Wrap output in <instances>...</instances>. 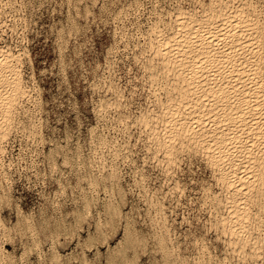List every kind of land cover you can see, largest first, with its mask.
<instances>
[{"label":"rangeland","instance_id":"374dc122","mask_svg":"<svg viewBox=\"0 0 264 264\" xmlns=\"http://www.w3.org/2000/svg\"><path fill=\"white\" fill-rule=\"evenodd\" d=\"M182 1L181 0L180 1L179 0H161V1L160 0H139V1L138 0H112V1L102 0L101 3L97 4L96 3L97 0H91V1L90 0H85V1L84 0H79V1L78 0L76 1L75 0H24V1L23 0L22 1L21 0H16V1L15 0H10V1L0 0L1 2L0 3V10H1L0 14H2L0 15V20H1L0 21V25H1L0 26V44H1L0 46L10 47V48L12 47L14 51L21 52L20 53L21 61L19 63L22 66L19 65V70L21 72L20 74H21V78L23 81V88L25 90V95L28 94L26 96L23 95V97L17 101L16 105L14 106L15 110L13 109V112H11L12 123L7 128L8 130L6 129L7 131L6 135L8 133L7 138L0 140V144H1L0 149L3 151L2 152L0 150V153H1L0 154V169H1L0 170V175H1L0 176V182H1L0 183V208L6 205L10 209L9 215L7 218H5L3 216L2 211H0V220H1L0 222V236H1L0 237V262L1 263L0 264H4V263L5 264H10V263L12 264H70V262L71 264H99V262L102 259L104 260V264H117V262L121 259L123 260L126 259L125 260L126 262L129 261V263L127 262V264H141L142 261L144 262V264H164V262L166 264H168V262L169 264H172L173 262H174L173 264H178V263L179 264H194V263L198 264V262L199 264H210V263L218 264L219 262V261L217 262L218 259L222 260V264H225L227 261L228 262L226 264H232L233 262H234L233 264H236V263L237 264H242V263L243 264H264V259L260 261L261 259L259 257L257 258L256 256L252 257V256H247V255L246 257H243L242 255L239 256V254L231 252L230 246L228 245V242H227V239L224 233L221 232L218 225H216L214 221L215 217L213 215H215V212H218V211L215 209V207L211 206L212 204L208 202L209 201L208 197H206V195L203 193V192L207 193L206 191L207 189H209V191L216 192V195H218L219 197L223 195L220 192V187L216 185L214 173L211 170L212 168L209 167V165L205 162L201 154L194 152L190 148L188 149L183 148L182 150H178L175 153L173 163L171 162L172 165L167 163L166 161H162V152H158L159 149L156 151L157 148H155V145L153 144V142H150L151 140L149 141V136L147 134L148 132H146L143 129V125L142 123H140L138 119V117L141 115L139 114L141 111H146V110L151 111L154 108L155 109L158 108L157 107L158 104L155 101L156 99L154 96V91L155 89H158V86L160 85L162 81L161 75L158 74L156 75V77H154L157 80V81H154V85H151V83L149 82L150 80L149 75H150V70H151L150 64L152 63L151 60H148L150 53L145 52L144 50L141 51V49L143 48L146 42L145 38L148 33V31H146L145 29L149 30L150 28L148 27H151L152 24H154L153 22H157L158 20L159 21L157 23L163 26V28H166L167 26L165 27V24L167 22L169 23V20H170L169 13H172L173 11H175L177 9L176 7L178 6L179 7L182 6V8L185 7V9L189 7L188 9L190 10L194 8V9H197L198 11L199 9L201 10L202 5L209 3V0H203V1L201 0H198V1L197 0H187V1L182 0ZM252 1L258 3V9H260L259 11H261L260 17H261V20H263L264 22V12H263L264 11V8H263L264 0H252ZM117 2L122 3V4H119ZM149 3H151V5ZM4 4L6 7L4 6ZM112 4L113 5L115 4V5L113 6ZM165 9L166 11H164ZM9 12L12 14H10ZM87 12H88V17L86 14ZM136 12L138 13V15ZM17 14L23 15V16L21 17V16H18ZM78 14L79 15L81 14V15L79 16ZM116 14L118 17H116ZM110 15L112 18L110 17ZM155 15H157L158 17ZM2 19L4 20V24H1L3 23ZM22 19L24 22L22 21ZM134 19H136L137 21ZM2 25L3 26L5 25V26L3 27ZM7 25L10 27V29L9 27H7ZM139 25L140 26L143 25V26L140 27ZM133 27H136L138 29L133 28ZM139 29H142V30H139ZM3 30L5 31V33ZM140 36L142 38H140ZM126 38H127V42L125 40ZM1 42H3L4 44ZM118 42H120L121 44L119 43L118 45ZM127 47L129 48L127 49ZM138 51L141 52V54ZM152 59L155 62V59L154 58ZM136 62H137V65H136ZM137 74L140 77L137 76ZM119 78L121 79L119 80ZM126 78H128V80ZM129 79L133 81L130 82ZM137 80L138 81L140 80L141 82L140 81L138 82ZM90 82H93V83H90ZM115 82L116 84H114ZM157 92L159 91L157 90ZM160 94L163 95L162 92H160ZM138 96H141V97L139 98ZM116 100L118 102L117 103L118 106H114V104H112ZM37 115H39V118ZM123 115L125 117H123ZM114 118L115 119L118 118V119L115 120ZM111 122L112 123L114 122L115 124L114 123L112 124ZM107 125L109 128L107 127ZM107 131L110 135L107 133ZM123 131L124 133L125 132L126 133L124 134ZM141 131L142 133H139ZM135 132H137L138 134ZM48 136L49 138H47ZM45 141L46 143H44ZM104 145L106 148L104 147ZM140 147L143 149H141ZM92 153L96 156H93ZM128 153H130L131 155ZM104 154H107V156H105ZM103 157L104 158L106 157V159H104ZM188 157H189V160L187 159ZM46 158L47 160H45ZM123 159H126L127 163H126V160H123ZM139 163L140 165H138ZM5 164H8V165L6 166ZM155 164H157V166H155ZM193 164H195L194 171L192 170ZM116 165L117 167H115ZM32 167L35 170H33ZM113 167H115L116 169L115 168L113 169ZM113 172L114 174H112ZM122 172L124 174H122ZM151 173H152V176H151ZM185 173L187 174V176ZM98 174L99 176L102 175V178L101 176L99 177ZM135 175L136 177H134ZM118 177L119 179H117ZM192 177H195V179H192ZM114 178H115V181L113 180ZM135 178H137L136 181H139L140 179L142 180H140L141 182L140 181L137 182V185H135L136 184ZM146 178L147 179L149 178L150 180L149 179L146 180ZM84 179H86L87 181ZM120 179L121 180L123 179V180L120 181ZM7 180L8 182H6ZM86 182L88 183V185ZM139 183L140 184L142 183V184L140 185ZM105 188H108L109 190ZM149 188H151L152 190L151 189L148 190ZM99 189L101 192L99 191ZM116 189H117V192H116ZM133 189H136L137 192L133 191ZM144 190L145 191L148 190V193L147 191L145 192ZM195 190H198V191H195ZM90 191H92L91 193L92 195L90 194ZM161 191L162 193L160 194ZM110 192L112 193V195L110 194ZM144 192L146 193V195ZM95 193L99 196H97ZM169 193H171V195ZM133 194L134 195L138 194L140 198L136 195L135 197ZM164 194H167V195H164ZM116 196L118 199L116 198ZM178 196H179V199H177ZM129 197L134 198L136 202L133 204L134 206L132 205V208L129 209L130 213L122 212L123 211L122 209H125L128 207ZM175 197L177 200H175ZM165 198H167V200ZM149 201L152 204H149L150 203ZM90 202L93 204H91ZM110 202L112 205L110 204ZM115 202L117 203V205ZM155 202L157 203V205ZM175 202H177L179 205ZM138 203L139 205H137ZM168 203H169V206H167ZM170 203H172L173 206H171L172 204L170 205ZM13 205H15V208H14L15 217H16L15 222L12 221V215H13L12 206ZM103 205H105L106 207ZM146 205H148L149 208ZM175 206H177L178 208ZM136 208L137 210L138 209L139 210L137 211ZM132 209L136 211L134 212ZM253 209L256 210V207H253ZM218 210L219 212L222 211L221 209H218ZM107 211L109 213H107ZM149 211L151 212L149 213ZM131 212H134L135 218L132 216ZM107 214L109 215L105 216ZM122 216L124 218H122ZM163 216L164 218H161ZM136 217L140 221L139 220L137 221ZM259 217L262 219L264 218V211L263 213L261 212V214L259 213ZM113 218H116V219L118 218V219L116 220ZM172 219H174V221ZM206 219H207V222H206ZM258 219L259 218H257L256 221H259ZM141 220L142 221L146 220L145 221L146 223L144 221L143 223ZM180 220L182 221L180 222ZM135 221H137L138 223L136 224ZM150 221H153L154 223L157 221L160 224L157 222L154 224L153 222L151 223ZM184 221L188 225L185 224ZM125 222H129L130 224L125 223ZM161 222L163 226L161 225ZM96 224L98 228H95ZM114 224H116L117 226ZM147 225L149 227H146ZM156 225L158 227H156ZM172 225L173 227H171ZM121 226H123L124 231H125L124 236H126L129 239V241L132 243L133 250H132L131 260H128V257H127L128 243H125L124 239L118 241L120 243L118 242L116 243L115 245L116 249L112 246H108L107 249L110 248L108 249L109 251L108 250L101 251L102 248H105V246L108 245V241H110L112 237L119 231ZM192 226L193 228L195 227L194 230L192 229ZM16 228H19V229H16ZM109 228L112 229L113 231L110 230ZM128 228L129 230H127ZM165 228L167 229L164 230ZM170 228L173 229L174 231L169 230ZM200 228H203V229H200ZM45 229H48V230L51 229V230H49L48 232V230H45ZM93 229H95V232L93 231ZM126 230L129 232L127 233ZM46 232L48 235L47 234L43 235ZM85 232L88 234L86 236L88 238L82 235ZM102 232L105 234L103 235ZM165 232H166V235L164 236ZM257 234H260V235L256 236ZM97 235L103 236L104 244L101 243L99 244V246L96 245L95 237ZM262 235L264 236V231L260 232L258 229L255 230V236L257 238L259 237L258 238V241L260 240L259 244L263 248L261 256L264 257V243H263L264 238ZM217 237L219 238V240ZM214 238H217L215 239V242H214ZM55 239H58V240H55ZM137 242L138 243L140 242L141 246ZM161 243L162 244L165 243L164 245L165 247L162 246ZM192 243L196 245L195 246L196 248L194 247V244ZM73 244L75 246L77 244L76 248L75 246L73 247ZM119 244L121 247L119 246ZM170 245H173L174 249L172 248L173 246L171 247ZM94 246H96V248ZM91 247L95 248V252L97 253L94 252L93 255L89 257V253L92 252L93 250V248ZM48 248L51 250H49ZM117 248L120 249L119 252L116 251ZM218 248H221V249L219 250ZM142 249H146V251ZM196 249H198L199 252ZM214 249L216 250L214 251ZM161 250L164 252H162ZM49 252L51 255L49 254ZM176 253L179 255H177ZM173 254H176V256ZM174 256L179 262L175 258H173ZM33 257L35 258L34 261H33ZM190 257H192V259ZM212 258L215 261L212 260ZM40 259H43V260L39 261ZM172 260L173 262H171ZM195 260L196 261L198 260L197 263ZM201 260H203L204 263Z\"/></svg>","mask_w":264,"mask_h":264},{"label":"bare ground","instance_id":"6f19581e","mask_svg":"<svg viewBox=\"0 0 264 264\" xmlns=\"http://www.w3.org/2000/svg\"><path fill=\"white\" fill-rule=\"evenodd\" d=\"M10 1V0H9ZM16 1V0H15ZM22 1V0H21ZM24 1V0H23ZM76 1V0H75ZM79 1V0H78ZM85 1V0H84ZM91 1V0H90ZM112 1V0H111ZM139 1V0H138ZM161 1V0H160ZM180 1V0H179ZM182 1V0H181ZM187 1V0H185ZM198 1V0H197ZM203 1V0H201ZM199 1V2H201ZM120 2V1H119ZM117 2V3H119ZM135 2V1H134ZM143 2V1H142ZM151 2V1H150ZM154 2V1H153ZM157 2V1H156ZM175 2V1H174ZM183 2V1H182ZM264 2V1H263ZM1 3V2H0ZM10 3V2H9ZM23 3V2H22ZM81 3V2H80ZM79 3V4H80ZM97 3V2H96ZM115 3V2H113ZM124 3V2H123ZM141 3V2H140ZM163 3V2H162ZM205 3V2H204ZM202 3V4H204ZM208 3V2H207ZM8 4V2H7ZM14 4V3H13ZM70 4V3H69ZM86 4V3H85ZM98 4V3H97ZM122 4V3H119ZM131 4V2H130ZM142 4V3H141ZM145 4V3H143ZM151 5V3H149ZM156 4V3H155ZM182 4V3H181ZM185 4V3H184ZM193 4V3H192ZM199 4V3H198ZM17 5V4H16ZM67 5V4H66ZM94 5V4H93ZM113 5V4H112ZM115 5V4H114ZM113 5V6H114ZM134 5V4H133ZM137 5V4H136ZM140 5V4H139ZM138 5V6H139ZM153 5V4H152ZM166 5V4H165ZM169 5V4H167ZM180 5V4H179ZM196 5V4H195ZM5 6V4H4ZM8 6V5H7ZM24 6V5H22ZM71 6V5H70ZM87 6V5H86ZM131 6V5H130ZM158 6V5H157ZM262 6V5H261ZM6 7V6H5ZM12 7V6H11ZM82 7V6H81ZM135 7V6H134ZM141 7V6H140ZM146 7V6H145ZM144 7V8H145ZM149 7V6H148ZM147 7V8H148ZM84 8V7H83ZM99 8V7H98ZM131 8V7H130ZM142 8V7H141ZM139 8V9H141ZM153 8V7H152ZM160 8V7H159ZM173 8V7H172ZM177 9L169 13L163 28L153 22L143 48L150 53L149 82L160 74L162 81L155 89L157 109L141 111L138 119L148 132L162 161L171 164L178 150L190 148L201 154L214 173L216 185L223 194L203 192L218 212L215 224L224 233L232 253L256 256L262 261V246L255 230L264 231V22L258 3L252 0H209L201 10ZM197 8V7H195ZM264 8V6H263ZM21 9V7H20ZM108 9V8H107ZM124 9V8H123ZM4 10V9H2ZM10 10V9H9ZM87 10V9H86ZM102 10V9H101ZM121 10V9H120ZM138 10V8H137ZM159 10V9H158ZM161 10V9H160ZM163 10V9H162ZM168 10V9H167ZM1 11V10H0ZM21 11V10H19ZM23 11V10H22ZM106 11V10H105ZM111 11V10H110ZM118 11V10H117ZM135 11V10H134ZM151 11V10H150ZM166 11V9L164 10ZM5 12V11H4ZM13 12V11H12ZM15 12V10H14ZM107 12V11H106ZM109 12V11H108ZM138 12V11H137ZM136 12V13H137ZM155 12V11H153ZM264 12V11H263ZM1 13V12H0ZM10 13V12H9ZM19 13V12H18ZM25 13V12H24ZM76 13V12H75ZM5 14V13H4ZM12 14V13H10ZM8 14V15H10ZM16 14V13H15ZM23 14V13H22ZM67 14V13H66ZM88 17V12L86 13ZM118 14V13H117ZM116 14V17H118ZM124 14V13H123ZM128 14V13H127ZM151 14V12H150ZM2 15V14H0ZM6 15V14H5ZM18 15V14H17ZM79 15V14H78ZM81 15V14H80ZM79 15V16H80ZM133 15V13H132ZM138 15V13H137ZM262 15V14H261ZM12 16V15H10ZM23 16V15H18ZM153 16V15H152ZM157 16V15H155ZM154 16V17H155ZM20 17V18H21ZM25 17V16H24ZM109 17V15H108ZM111 17V15H110ZM124 17V16H123ZM130 17V16H129ZM132 17V16H131ZM158 17V16H157ZM3 18V17H2ZM11 18V17H10ZM27 18V17H26ZM112 18V17H111ZM120 18V17H119ZM128 18V17H126ZM166 18V17H165ZM4 19V18H3ZM2 19V20H3ZM18 19V18H17ZM68 19V17H67ZM160 19V18H159ZM5 20V19H4ZM4 20L3 23L4 24ZM112 20V19H111ZM126 20V19H124ZM136 20V19H134ZM141 20V19H140ZM154 20V19H153ZM161 20V19H160ZM168 20V18H167ZM1 21V20H0ZM23 21V19H22ZM26 21V19H25ZM105 21V20H104ZM120 21V20H118ZM123 21V20H122ZM121 21V22H122ZM137 21V20H136ZM142 21V20H141ZM18 22V20H17ZM24 22V21H23ZM106 22V21H105ZM113 22V21H112ZM116 22V21H115ZM135 22V21H133ZM7 23V22H6ZM165 23V22H164ZM121 24V23H120ZM136 24V23H135ZM119 25V23H118ZM126 25V24H125ZM151 25V24H150ZM1 26V25H0ZM3 26V25H2ZM5 26V25H4ZM3 26V27H4ZM128 26V25H127ZM133 26V25H132ZM131 26V27H132ZM140 26V25H139ZM138 26V27H139ZM143 26V25H142ZM140 26V27H142ZM147 26V25H146ZM7 27H9L7 25ZM12 27V26H11ZM17 27V26H16ZM136 28V27H133ZM144 28V27H143ZM3 29V28H2ZM10 29V27H9ZM138 29V28H136ZM135 29V30H136ZM6 30V29H5ZM134 30V29H132ZM131 30V31H132ZM142 30V29H139ZM2 31V30H1ZM4 31V30H3ZM10 31V30H9ZM117 32V31H116ZM136 32V31H135ZM134 32V34H135ZM5 33V31H4ZM126 33V32H124ZM133 33V32H131ZM137 33V32H136ZM142 33V32H141ZM116 34V33H115ZM129 34V33H128ZM127 34V36H128ZM5 35V34H4ZM14 35V34H13ZM114 35V34H113ZM122 35V34H120ZM130 35V34H129ZM140 35V33H139ZM146 35V34H145ZM116 36V35H115ZM134 36V35H133ZM121 37V36H119ZM123 37V36H122ZM131 37V36H129ZM128 37V38H129ZM135 37V36H134ZM145 37V36H144ZM74 38V37H72ZM71 38V39H72ZM125 38V37H124ZM140 38H142L140 36ZM136 39V38H135ZM11 40V38H10ZM123 40V39H122ZM127 42V38L125 39ZM133 40V39H132ZM3 41V40H2ZM124 41V40H123ZM134 41V40H133ZM3 43V42H1ZM11 43V41H10ZM18 43V42H17ZM120 42H118L119 45ZM130 43V41H129ZM4 44V43H3ZM22 44V43H21ZM67 44V43H66ZM71 44V43H70ZM121 44V43H120ZM1 45V44H0ZM18 45V44H17ZM20 45V44H19ZM127 45V44H126ZM16 46V45H15ZM69 46V45H68ZM139 46V45H138ZM24 47V46H23ZM116 47V46H115ZM25 48V47H24ZM129 47H127L128 49ZM140 48V47H139ZM131 49V48H130ZM135 49V48H134ZM112 50V49H111ZM118 50V49H117ZM23 52V51H22ZM26 52V51H25ZM128 52V51H127ZM135 52V51H134ZM139 52V51H138ZM20 53L0 46V140L7 138L14 106L25 95ZM114 53V52H113ZM141 54V52H139ZM25 54V53H24ZM125 54V53H124ZM131 54V52H130ZM119 55V54H118ZM139 55V54H138ZM147 55V54H146ZM73 56V55H72ZM143 56V55H142ZM111 57V56H110ZM119 57V56H118ZM134 57V56H132ZM127 58V57H126ZM131 58V57H130ZM136 58V57H135ZM147 58V57H146ZM155 59V62L153 59ZM68 59V58H67ZM104 59V58H103ZM114 59V58H113ZM119 59V58H118ZM128 59V58H127ZM125 60V59H124ZM132 61V60H131ZM144 61V60H143ZM71 62V61H70ZM78 62V61H77ZM105 62V61H104ZM133 62V61H132ZM100 63V62H98ZM109 63V62H108ZM112 63V62H111ZM125 63V62H124ZM135 63V62H134ZM105 64V63H104ZM113 64V63H112ZM116 65V63H115ZM131 65V64H130ZM134 65V64H133ZM137 65V62H136ZM24 66V65H23ZM80 66V65H78ZM96 66V65H95ZM101 66V65H100ZM120 66V65H119ZM132 66V65H131ZM135 66V65H134ZM90 68V67H89ZM97 68V67H96ZM108 68V67H107ZM124 68V67H123ZM128 68V66H127ZM22 69V68H21ZM24 69V68H23ZM105 69V68H104ZM112 69V68H110ZM120 69V68H119ZM94 70V69H93ZM117 70V69H116ZM123 70V69H121ZM120 70V71H121ZM159 70V71H158ZM22 71V70H21ZM77 71V70H76ZM100 71V70H98ZM128 71V70H127ZM140 71V70H139ZM95 72V71H94ZM125 72V71H124ZM143 72V71H142ZM141 72V73H142ZM74 73V72H73ZM78 73V72H77ZM93 73V72H91ZM96 73V72H95ZM113 73V72H112ZM123 73V72H122ZM134 73V72H133ZM88 74V73H87ZM73 75V74H72ZM90 75V73H89ZM97 75V74H96ZM23 76V75H22ZM107 76V75H106ZM119 76V75H118ZM117 76V77H118ZM130 76V75H129ZM137 76H139L137 74ZM32 77V76H31ZM73 77V76H72ZM91 77V76H90ZM115 77V75H114ZM140 77V76H139ZM78 78V77H77ZM123 78V77H122ZM32 79V78H31ZM74 79V78H73ZM121 78H119L120 80ZM128 80V78H126ZM135 79V78H134ZM76 80V79H75ZM108 80V79H107ZM141 80V79H140ZM139 80V81H140ZM143 80V79H142ZM32 81V80H31ZM98 81V80H97ZM129 81H133L129 79ZM138 81V80H137ZM138 81V82H139ZM148 81V80H147ZM34 82V81H33ZM137 82V83H138ZM141 82V81H140ZM25 83V82H24ZM88 83V82H87ZM93 83V82H90ZM133 83V82H132ZM145 83V82H144ZM26 84V83H25ZM28 84V83H27ZM105 84V83H104ZM116 84V82L114 83ZM134 84V83H133ZM156 84V83H155ZM100 85V83H99ZM145 85V84H144ZM31 86V85H30ZM133 86V85H132ZM29 87V86H27ZM26 87V88H27ZM89 87V86H88ZM106 87V86H105ZM113 87V86H112ZM126 87V86H125ZM143 87V86H142ZM92 88V87H91ZM132 88V87H131ZM136 88V87H135ZM30 89V88H29ZM110 89V88H109ZM115 89V88H114ZM143 89V88H142ZM100 90V89H99ZM126 90V89H125ZM148 90V89H147ZM157 90L159 92H157ZM137 91V89H136ZM141 91V89H140ZM143 91V90H142ZM153 91V90H151ZM144 92V91H143ZM163 93V95L160 94ZM93 93V92H92ZM113 93V92H112ZM31 94V93H30ZM109 94V93H108ZM130 94V93H128ZM139 94V93H138ZM28 95V94H26ZM25 95V96H26ZM98 95V94H97ZM135 95V93H134ZM99 96V95H98ZM132 96V95H131ZM29 97V96H27ZM34 97V96H33ZM118 97V96H117ZM135 97V96H134ZM139 98L141 96H138ZM107 99V98H106ZM126 99V98H125ZM144 99V98H142ZM110 100V99H109ZM24 101V100H23ZM22 101V102H23ZM40 101V100H39ZM124 101V100H123ZM141 101V100H140ZM25 102V101H24ZM38 102V101H37ZM100 102V101H99ZM132 102V101H131ZM109 103V102H108ZM117 100L114 106H118ZM142 103V102H141ZM21 104V103H19ZM28 104V103H27ZM95 104V103H94ZM140 104V103H139ZM146 104V103H145ZM153 104V103H152ZM26 105V104H25ZM32 105V104H31ZM39 105V104H38ZM92 105V104H91ZM94 106V105H93ZM109 106V105H108ZM148 106V105H147ZM152 106V105H150ZM17 107V106H16ZM19 107V105H18ZM37 107V105H36ZM99 107V106H98ZM110 107V106H109ZM23 108V107H22ZM108 108V107H107ZM113 108V107H112ZM117 108V107H116ZM123 108V107H122ZM145 108V107H143ZM100 109V108H99ZM15 110V109H14ZM38 110V109H37ZM105 110V109H104ZM114 110V109H113ZM122 110V109H121ZM129 110V109H128ZM139 110V109H138ZM36 111V110H35ZM118 111V109H117ZM32 112V111H31ZM132 112V111H131ZM112 113V111H111ZM16 114V113H15ZM25 114V113H24ZM97 114V112H96ZM108 114V113H107ZM117 114V113H116ZM133 114V113H132ZM110 115V114H109ZM119 115V114H118ZM125 115V114H124ZM123 115V117H125ZM25 116V115H24ZM39 118V115H37ZM94 116V115H93ZM112 116V115H111ZM115 116V115H114ZM100 117V116H99ZM104 117V115H103ZM35 118V117H34ZM15 119V118H14ZM37 119V118H36ZM115 119V118H114ZM118 119V118H116ZM115 119V120H116ZM106 120V118H105ZM40 121V120H39ZM23 122V121H21ZM30 122V121H29ZM115 122V121H114ZM113 122V123H114ZM129 122V120H128ZM112 123V122H111ZM110 123V124H111ZM112 123V124H113ZM125 123V122H124ZM115 124V123H114ZM118 124V122H117ZM106 125V124H105ZM122 125V124H121ZM134 126V125H133ZM102 127V126H101ZM108 127V125H107ZM114 127V126H113ZM116 127V126H115ZM126 127V126H125ZM31 128V127H30ZM33 128V127H32ZM109 128V127H108ZM141 128V127H140ZM12 129V128H11ZM121 129V128H120ZM138 129V128H137ZM8 130V129H7ZM30 130V129H29ZM108 130V129H107ZM110 131V130H109ZM125 131V130H124ZM123 131V133H124ZM135 131V130H134ZM87 132V131H86ZM127 132V130H126ZM125 132V133H126ZM17 133V132H16ZM15 133V135H16ZM20 133V132H19ZM18 133V134H19ZM106 133V132H105ZM108 133V131H107ZM120 133V132H119ZM124 133V134H125ZM137 133V132H135ZM139 133H142L139 132ZM26 134V133H25ZM90 134V133H89ZM109 134V133H108ZM138 134V133H137ZM110 135V134H109ZM128 135V134H127ZM133 135V134H132ZM92 136V135H91ZM126 136V135H125ZM147 136V137H148ZM40 137V136H39ZM111 137V136H110ZM123 137V136H122ZM131 137V136H130ZM141 137V136H140ZM28 138V137H27ZM49 138V136L47 137ZM93 138V137H92ZM103 138V137H102ZM115 138V137H114ZM129 138V137H128ZM134 138V137H133ZM136 138V137H135ZM70 139V138H69ZM116 139V138H115ZM145 139V138H143ZM39 140V139H38ZM120 140V138H119ZM137 140V139H136ZM148 140V139H147ZM7 141V139H6ZM70 141V140H69ZM117 141V140H116ZM148 141V142H149ZM33 142V141H32ZM111 142V141H110ZM46 143V141L44 142ZM94 143V142H92ZM103 143V142H102ZM106 143V142H105ZM9 144V143H8ZM34 144V143H33ZM63 144V143H62ZM149 144V143H148ZM1 145V144H0ZM7 145V144H6ZM51 145V144H50ZM114 145V144H113ZM119 145V144H118ZM117 145V146H118ZM121 145V144H120ZM125 145V144H124ZM5 146V145H4ZM28 146V145H27ZM91 146V145H90ZM99 146V145H98ZM143 146V145H142ZM153 146V145H152ZM105 147V145H104ZM112 147V146H111ZM114 147V146H113ZM126 147V146H125ZM6 148V147H5ZM12 148V147H11ZM44 148V146H43ZM97 148V147H96ZM101 148V147H100ZM106 148V147H105ZM116 148V147H115ZM118 148V147H117ZM124 148V147H123ZM135 148V147H133ZM141 148V147H140ZM36 149V147H35ZM39 149V148H38ZM99 149V148H98ZM103 149V148H102ZM143 149V148H141ZM140 149V150H141ZM1 150V149H0ZM61 150V149H60ZM64 150V149H63ZM94 150V149H93ZM100 150V149H99ZM104 150V149H103ZM139 150V151H140ZM2 151V150H1ZM7 151V149H6ZM5 151V152H6ZM62 151V150H61ZM105 151V150H104ZM128 151V150H127ZM126 151V152H127ZM3 152V151H2ZM68 152V151H67ZM66 152V153H67ZM101 152V151H99ZM111 152V151H109ZM117 152V151H116ZM135 152V151H134ZM84 153V152H83ZM124 153V152H123ZM1 154V153H0ZM3 154V153H2ZM87 154V153H86ZM93 154V153H92ZM111 154V153H110ZM115 154V153H114ZM130 154V153H128ZM143 154V153H142ZM149 154V153H148ZM147 154V156H148ZM107 156V154H104ZM131 155V154H130ZM136 155V154H134ZM4 156V155H3ZM93 156H96L93 154ZM92 156V157H93ZM118 156V155H117ZM143 156V155H142ZM141 156V157H142ZM41 157V156H40ZM99 157V155H98ZM115 157V156H113ZM127 157V156H126ZM140 157V158H141ZM2 158V157H1ZM94 158V157H93ZM104 158V157H103ZM117 158V157H116ZM114 158V159H116ZM161 158V157H160ZM4 159V158H3ZM106 159V157L104 158ZM122 159V158H121ZM132 159V158H131ZM137 159V158H136ZM145 159V158H144ZM189 160V157L187 158ZM199 159V158H197ZM202 159V158H201ZM47 160V158L45 159ZM126 160V159H123ZM140 160V159H139ZM42 161V160H41ZM102 161V159H101ZM104 161V160H103ZM114 161V160H113ZM131 161V160H129ZM155 161V160H153ZM192 161V160H191ZM196 161V160H195ZM7 162V161H6ZM13 162V161H12ZM61 162V161H60ZM111 162V161H110ZM115 162V161H114ZM133 162V161H132ZM137 162V161H136ZM150 162V161H149ZM184 162V161H183ZM199 162V161H197ZM204 162V164H205ZM74 163V162H73ZM106 163V162H105ZM127 163V160H126ZM135 163V162H134ZM187 163V162H186ZM191 163V162H190ZM3 164V163H2ZM63 164V163H62ZM75 164V163H74ZM114 164V163H113ZM142 164V163H141ZM154 164V163H153ZM181 164V163H180ZM6 166L8 164H5ZM64 165V164H63ZM97 165V164H96ZM100 165V164H99ZM105 165V164H104ZM107 165V164H106ZM126 165V164H125ZM140 165V163L138 164ZM146 165V164H145ZM162 165V164H161ZM160 165V166H161ZM172 165V164H171ZM183 165V164H182ZM55 166V165H53ZM114 166V165H113ZM147 166V165H146ZM145 166V167H146ZM151 166V165H150ZM149 166V167H150ZM157 166V164H155ZM164 166V165H163ZM192 166V165H191ZM203 166V165H202ZM4 167V166H3ZM2 167V168H3ZM65 167V166H64ZM67 167V166H66ZM117 167V165L115 166ZM113 167V169L115 168ZM132 167V166H131ZM134 167V166H133ZM141 167V166H140ZM154 167V166H153ZM173 167V166H172ZM177 167V165H176ZM175 167V168H176ZM197 167V165H196ZM11 168V167H10ZM87 168V167H86ZM156 168V167H155ZM180 168V167H179ZM202 168V167H201ZM33 169V167H32ZM53 169V168H52ZM71 169V168H69ZM93 169V168H92ZM116 169V168H115ZM131 169V168H130ZM140 169V168H139ZM161 169V168H160ZM183 169V168H181ZM188 169V168H187ZM190 169V167H189ZM1 170V169H0ZM35 170V169H33ZM84 170V169H83ZM95 170V169H94ZM97 170V168H96ZM101 170V168H100ZM103 170V169H102ZM108 170V169H107ZM119 170V169H118ZM137 170V169H136ZM135 170V171H136ZM148 170V169H146ZM4 171V170H3ZM10 171V170H9ZM117 171V170H116ZM115 171V172H116ZM134 171V170H133ZM144 171V170H143ZM157 171V170H156ZM180 171V170H179ZM182 171V170H181ZM185 171V170H184ZM199 171V170H198ZM203 171V170H202ZM209 171V170H208ZM32 172V171H31ZM36 172V171H34ZM33 172V173H34ZM97 172V171H96ZM105 172V171H104ZM103 172V173H104ZM109 172V171H108ZM139 172V171H137ZM148 172V171H147ZM187 172V171H186ZM193 172V171H192ZM211 172V171H210ZM102 173V172H100ZM106 173V172H105ZM121 173V171H120ZM119 173V174H120ZM131 173V172H130ZM135 173V172H134ZM133 173V175H134ZM144 173V172H143ZM166 173V172H165ZM164 173V174H165ZM169 173V172H168ZM114 174V172L112 173ZM117 174V173H115ZM122 174H124L122 172ZM161 174V173H160ZM174 174V173H173ZM179 174V173H177ZM181 174V173H180ZM186 174V173H185ZM194 174V173H193ZM199 174V173H198ZM86 175V174H85ZM93 175V174H92ZM108 175V174H107ZM132 175V176H133ZM166 175V174H165ZM182 175V174H181ZM1 176V175H0ZM11 176V175H10ZM82 176V175H81ZM95 176V175H94ZM99 176V174H98ZM102 178V175H100ZM99 176V177H100ZM116 176V175H115ZM114 176V177H115ZM119 176V175H118ZM123 176V175H121ZM139 176V175H138ZM137 176V177H138ZM152 176V173H151ZM168 176V175H167ZM187 176V174H186ZM196 176V175H195ZM5 177V176H4ZM83 177V176H82ZM112 177V176H111ZM117 177V176H116ZM115 177V178H116ZM136 177V175L134 176ZM149 177V176H148ZM166 177V176H165ZM177 177V176H176ZM180 177V176H179ZM8 178V177H7ZM100 178V179H101ZM115 178L113 179L115 181ZM125 178V177H124ZM132 178V177H131ZM150 178V177H149ZM148 178V179H149ZM183 178V177H182ZM203 178V177H201ZM65 179V178H64ZM109 179V177H108ZM119 179V177L117 178ZM135 178V185H137ZM146 178V180H148ZM212 179V178H211ZM5 180V179H4ZM86 180V179H84ZM123 180V179H122ZM120 179V181H122ZM150 180V179H149ZM162 180V179H160ZM159 180V181H160ZM186 180V179H185ZM206 180V179H205ZM67 181V180H66ZM87 181V180H86ZM92 181V180H91ZM99 181V180H98ZM105 181V180H104ZM109 181V180H107ZM117 181V180H116ZM157 181V180H156ZM168 181V180H167ZM177 181V180H176ZM190 181V179H189ZM198 181V180H197ZM202 181V180H201ZM8 182V180L6 181ZM85 182V181H84ZM131 182V181H130ZM134 182V181H132ZM141 182V181H140ZM164 182V181H163ZM204 182V181H203ZM207 182V181H205ZM1 183V182H0ZM87 183V182H86ZM101 183V182H100ZM109 183V182H108ZM114 183V182H113ZM119 183V182H118ZM123 183V182H122ZM129 183V182H128ZM155 183V182H154ZM166 183V182H165ZM173 183V182H172ZM181 183V182H179ZM183 183V182H182ZM189 183V182H188ZM211 183V182H209ZM11 184V183H10ZM84 184V183H83ZM91 184V183H90ZM102 184V183H101ZM110 184V183H109ZM132 184V183H131ZM140 184V183H139ZM142 184V183H141ZM140 184V185H141ZM187 184V183H186ZM198 184V183H197ZM206 184V183H205ZM88 185V183H87ZM95 185V184H94ZM113 185V184H112ZM120 185V184H119ZM149 185V184H148ZM163 185V184H162ZM161 185V186H162ZM209 185V184H208ZM102 186V185H101ZM132 186V185H131ZM154 186V184H153ZM156 186V185H155ZM195 186V185H194ZM202 186V185H201ZM204 186V185H203ZM7 187V186H6ZM110 187V186H109ZM108 187V188H109ZM113 187V186H112ZM117 187V186H116ZM125 187V186H124ZM135 187V186H134ZM149 187V186H148ZM159 187V186H158ZM183 187V186H182ZM192 187V186H191ZM200 187V186H199ZM65 188V187H64ZM88 188V187H87ZM92 188V186H91ZM101 188V187H100ZM105 188V189H108ZM126 188V187H125ZM124 188V189H125ZM129 188V187H128ZM137 188V186H136ZM152 188V187H151ZM149 188L148 190H150ZM164 188V187H163ZM185 188V187H184ZM202 188V187H201ZM217 188V187H216ZM90 189V188H89ZM104 189V188H103ZM120 189V188H119ZM118 189V190H119ZM127 189V188H126ZM157 189V188H156ZM159 189V188H158ZM162 189V188H161ZM186 189V188H185ZM213 189V188H212ZM219 189V188H218ZM109 190V189H108ZM148 190L147 193H148ZM152 190V189H151ZM163 190V189H162ZM2 191V190H1ZM100 191V189H99ZM114 191V190H113ZM123 191V190H122ZM143 191V190H142ZM145 191V190H144ZM145 191V192H146ZM198 191V190H195ZM96 192V191H95ZM101 192V191H100ZM108 192V191H107ZM117 192V189H116ZM124 192V191H123ZM126 192V191H125ZM137 192V191H136ZM144 192V193H145ZM153 192V191H151ZM157 192V191H156ZM170 192V191H168ZM87 193V192H86ZM92 191H90V194ZM150 193V192H149ZM162 191L160 192V194ZM96 194V193H95ZM101 194V193H100ZM105 194V193H104ZM112 195V193L110 192ZM121 194V193H119ZM154 194V193H153ZM171 195V193H169ZM191 194V193H190ZM201 194V193H200ZM92 195V194H91ZM97 195V194H96ZM95 195V196H96ZM109 195V194H108ZM123 195V194H122ZM121 195V196H122ZM134 195V194H133ZM136 195V194H135ZM134 195V196H135ZM142 195V193H141ZM146 195V193H145ZM149 195V194H148ZM158 195V194H157ZM167 195V194H164ZM203 195V194H202ZM99 196V195H97ZM103 196V195H102ZM106 196V195H105ZM136 196L139 197L137 194ZM135 196V197H136ZM204 196V195H203ZM48 197V196H47ZM46 197V198H47ZM143 197V196H142ZM149 197V196H148ZM152 197V196H151ZM154 197V196H153ZM161 197V196H160ZM163 197V196H162ZM187 197V196H186ZM45 198V197H44ZM117 198V196H116ZM120 198V197H119ZM127 198V197H126ZM140 198V197H139ZM156 198V196H155ZM169 198V197H167ZM167 198H165L167 200ZM201 198V197H199ZM87 199V198H86ZM104 199V198H103ZM118 199V198H117ZM134 199V198H133ZM163 199V198H162ZM179 199V196L178 198ZM175 197V200H177ZM186 199V198H185ZM48 200V199H47ZM126 200V199H125ZM148 200V199H147ZM156 200V199H155ZM164 200V199H163ZM171 200V199H170ZM190 200V199H189ZM93 201V200H91ZM102 201V200H101ZM110 201V200H109ZM140 201V200H138ZM158 201V200H157ZM169 201V200H168ZM167 201V202H168ZM182 201V200H181ZM188 201V200H187ZM203 201V200H202ZM104 202V201H103ZM107 202V201H106ZM105 202V203H106ZM127 202V201H126ZM136 202V201H135ZM144 202V200H143ZM150 202V201H149ZM159 202V201H158ZM165 202V201H164ZM162 202V203H164ZM197 202V201H196ZM91 203V202H90ZM100 203V202H99ZM116 203V202H115ZM114 203V204H115ZM120 203V202H119ZM128 203V202H127ZM147 203V202H146ZM156 203V202H155ZM177 203V202H175ZM188 203V202H187ZM192 203V202H191ZM53 204V203H52ZM93 204V203H91ZM96 204V202H95ZM98 204V203H97ZM108 204V203H107ZM111 204V202H110ZM109 204V205H110ZM142 204V203H141ZM149 204H152L151 202ZM167 204V203H166ZM172 203H170L171 205ZM178 204V203H177ZM183 204V203H182ZM189 204V203H188ZM206 204V203H205ZM10 205V204H9ZM112 205V204H111ZM117 205V203H116ZM123 205V204H122ZM139 205V203L137 204ZM157 205V203H156ZM161 205V204H160ZM179 205V204H178ZM177 205V206H178ZM90 206V205H89ZM105 206V205H103ZM134 206V205H133ZM148 206V205H146ZM145 206V207H146ZM155 206V205H154ZM169 206V203L168 205ZM173 206V204L171 205ZM175 206V207H177ZM207 206V205H206ZM106 207V206H105ZM108 207V206H107ZM110 207V206H109ZM138 207V206H137ZM140 207V206H139ZM165 207V206H164ZM174 207V208H175ZM182 207V205H181ZM186 207V206H185ZM192 207V206H191ZM201 207V206H200ZM205 207V206H204ZM210 207V206H208ZM256 207V210L253 209ZM104 208V207H103ZM149 208V206H148ZM178 208V207H177ZM190 208V207H189ZM202 208V207H201ZM119 209V208H118ZM135 209V208H134ZM134 209H132L134 211ZM143 209V208H142ZM153 209V208H152ZM159 209V208H158ZM163 209V208H162ZM170 209V208H168ZM166 209V210H168ZM180 209V208H179ZM211 209V208H210ZM218 209L222 211L219 212ZM88 210V209H87ZM123 210V209H122ZM137 210V208H136ZM135 210V211H136ZM139 210V209H138ZM137 210V211H138ZM156 210V209H154ZM199 210V209H198ZM261 210V211H259ZM111 211V210H110ZM134 211V212H135ZM148 211V210H147ZM174 211V210H173ZM185 211V210H183ZM225 211V213H224ZM87 212V211H86ZM115 212V210H114ZM124 212V211H122ZM141 212V211H140ZM151 211H149L150 213ZM170 212V211H169ZM191 212V211H190ZM209 212V211H208ZM212 212V211H211ZM23 213V212H22ZM104 213V212H103ZM107 213H109L107 211ZM130 213V212H129ZM137 213V212H136ZM153 213V212H152ZM156 213V212H154ZM158 213V211H157ZM160 213V212H159ZM167 213V212H166ZM172 213V212H171ZM170 213V214H171ZM174 213V212H173ZM181 213V212H180ZM179 213V215H180ZM188 213V212H187ZM198 213V212H197ZM207 213V212H206ZM133 214V212H131ZM139 214V213H138ZM148 214V213H147ZM146 214V215H147ZM163 214V213H162ZM169 214V215H170ZM189 214V213H188ZM187 214V215H188ZM193 214V213H192ZM200 214V213H199ZM209 214V213H208ZM35 215V214H34ZM33 215V216H34ZM89 215V214H88ZM109 214L105 215L108 216ZM115 215V213H114ZM149 215V214H148ZM175 215V214H174ZM182 215V214H181ZM185 215V214H184ZM191 215V214H190ZM211 215V214H210ZM129 216V215H128ZM145 216V215H144ZM171 216V215H170ZM169 216V217H170ZM183 216V215H182ZM186 216V215H185ZM189 216V215H188ZM208 216V215H207ZM212 216V215H211ZM254 216V217H253ZM117 217V216H116ZM120 217V216H119ZM131 217V216H130ZM142 217V216H140ZM176 217V216H175ZM179 217V216H178ZM195 217V216H194ZM263 217V216H262ZM105 218V217H104ZM122 218H124L122 216ZM135 218V217H134ZM159 218V216H158ZM157 218V219H158ZM161 218H164L161 217ZM180 218V217H179ZM182 218V217H181ZM185 218V217H184ZM203 218V216H202ZM205 218V217H204ZM259 218V221L256 219ZM22 219V218H21ZM34 219V218H33ZM110 219V218H109ZM116 219V218H113ZM118 219V218H117ZM116 219V220H117ZM121 219V218H120ZM129 219V218H128ZM137 219V217H136ZM143 219V218H142ZM168 219V218H167ZM171 219V218H170ZM178 219V218H177ZM189 219V218H188ZM191 219V218H190ZM196 219V218H195ZM253 221H252V220ZM103 220V219H102ZM115 220V221H116ZM126 220V219H125ZM133 220V219H132ZM135 220V219H134ZM139 219H137L138 221ZM151 220V219H150ZM166 220V219H165ZM164 220V221H165ZM174 221V219H172ZM194 220V219H193ZM98 221V220H97ZM106 221V220H105ZM104 221V222H105ZM111 221V220H110ZM131 221V220H130ZM129 221V222H130ZM137 221L136 224L138 223ZM140 221V220H139ZM142 221V220H141ZM144 221V220H143ZM142 221V222H143ZM146 221V220H145ZM144 221V222H145ZM155 221V220H154ZM161 221V220H159ZM182 220H180L181 222ZM190 221V220H189ZM205 221V220H204ZM1 222V220H0ZM71 222V221H70ZM74 222V221H73ZM109 222V221H107ZM114 222V221H113ZM125 222V223H129ZM132 222V221H131ZM143 222V223H144ZM151 223L153 221H150ZM148 222V223H150ZM157 222V221H156ZM155 222V223H156ZM179 222V221H178ZM177 222V223H178ZM185 222V221H184ZM188 222V221H187ZM207 222V219H206ZM95 223V222H94ZM101 223V222H100ZM146 223V222H145ZM154 223V222H153ZM154 223V224H155ZM159 223V222H157ZM169 223V222H168ZM193 223V221H192ZM22 224V223H21ZM130 224V223H129ZM133 224V223H132ZM153 224V225H154ZM160 224V223H159ZM172 224V223H171ZM170 224V225H171ZM175 224V223H174ZM179 224V223H178ZM185 224H187L185 222ZM199 224V223H198ZM103 225V224H102ZM106 225V223H105ZM108 225V224H107ZM116 225V224H114ZM125 225V224H124ZM139 225V224H138ZM146 225V224H145ZM150 225V224H149ZM162 225V222H161ZM168 225V224H167ZM188 225V224H187ZM190 225V224H189ZM25 226V225H23ZM99 226V225H98ZM111 226V224H110ZM117 226V225H116ZM137 226V225H135ZM151 226V225H150ZM163 226V225H162ZM161 226V227H162ZM176 226V225H174ZM196 226V225H194ZM202 226V225H200ZM68 227V226H67ZM125 227V226H124ZM128 227V226H127ZM130 227V226H129ZM133 227V226H132ZM146 227H149L148 225ZM156 227H158L156 225ZM173 227V225L171 226ZM208 227V226H207ZM47 228V227H46ZM97 224H96V227ZM103 228V227H102ZM155 228V227H154ZM195 228V227H194ZM193 226L192 229L194 230ZM199 228V227H197ZM206 228V227H205ZM19 229V228H16ZM54 229V228H53ZM105 229V227H104ZM110 229V228H109ZM152 229V228H151ZM160 229V228H159ZM165 228L164 230H166ZM203 229V228H200ZM48 230V229H45ZM51 230V229H49ZM48 230V232H49ZM67 230V229H66ZM70 230V229H69ZM112 230V229H110ZM129 230V228L127 229ZM126 230V231H127ZM153 230V229H152ZM151 230V231H152ZM157 230V229H156ZM163 230V229H162ZM173 230V229H169ZM177 230V229H176ZM175 230V231H176ZM198 230V229H197ZM219 230V232H220ZM33 231V230H32ZM99 231V230H98ZM113 231V230H112ZM174 231V230H173ZM199 231V230H198ZM216 231V230H215ZM68 232V231H67ZM105 232V231H104ZM110 232V231H109ZM125 232V231H124ZM129 231H127L128 233ZM157 232V231H156ZM168 232V231H166ZM164 233V236L166 235ZM177 232V231H176ZM212 232V231H211ZM218 232V233H219ZM89 233V232H88ZM103 233V232H102ZM112 233V232H111ZM159 233V231H158ZM162 233V232H161ZM206 233V232H205ZM209 233V232H208ZM221 233V234H222ZM39 234V233H38ZM47 232L43 235H46ZM94 234V233H93ZM105 233H103L104 235ZM155 234V233H154ZM179 234V232H178ZM201 234V233H200ZM214 234V233H213ZM217 234V233H215ZM3 235V234H2ZM48 235V234H47ZM55 235V234H54ZM88 235V234H87ZM169 235V234H168ZM171 235V234H170ZM183 235V234H182ZM223 235V234H222ZM50 236V234H49ZM66 236V235H65ZM73 236V235H72ZM153 236V235H152ZM173 236V235H172ZM186 236V235H185ZM212 236V235H211ZM263 236V235H262ZM1 237V236H0ZM37 237V236H36ZM40 237V236H39ZM38 237V238H39ZM46 237V236H45ZM44 237V238H45ZM68 237V236H67ZM66 237V238H67ZM91 237V236H90ZM127 238L126 236H124ZM158 237V236H157ZM161 237V236H160ZM178 237V236H177ZM224 237V236H223ZM261 237V236H260ZM32 238V237H31ZM42 238V237H41ZM43 238V239H44ZM72 238V237H71ZM69 238V239H71ZM75 238V237H74ZM83 238V237H82ZM88 238V237H86ZM159 238V237H158ZM166 238V237H165ZM168 238V237H167ZM173 238V237H172ZM218 238V237H217ZM214 238V242L215 239ZM264 238V236H263ZM9 239V238H8ZM76 239V238H75ZM78 239V238H77ZM156 239V238H155ZM162 239V238H161ZM195 239V238H194ZM10 240V239H9ZM58 240V239H55ZM65 240V239H64ZM73 240V239H72ZM88 240V239H87ZM172 240V239H171ZM170 240V241H171ZM175 240V239H174ZM179 240V239H178ZM219 240V238H218ZM37 241V240H36ZM51 241V239H50ZM60 241V240H59ZM68 241V240H67ZM138 241V240H137ZM173 241V240H172ZM210 241V240H209ZM207 241V242H209ZM221 241V239H220ZM27 242V241H26ZM70 242V240H69ZM77 242V241H76ZM87 242V241H86ZM107 242V241H105ZM109 242V241H108ZM165 242V241H164ZM167 242V241H166ZM198 242V241H197ZM213 242V243H214ZM49 243V242H48ZM59 243V242H58ZM79 243V242H78ZM120 243V242H118ZM126 243V242H125ZM138 243V242H137ZM159 243V242H158ZM171 243V242H170ZM220 243V242H219ZM223 243V241H222ZM264 243V242H263ZM7 244V243H6ZM40 244V243H39ZM43 244V243H42ZM84 244V243H83ZM87 244V243H86ZM85 244V245H86ZM104 244V243H103ZM140 244V242L138 243ZM157 244V242H156ZM160 244V243H159ZM162 244V243H161ZM173 244V243H172ZM175 244V243H174ZM194 244V243H192ZM211 244V243H210ZM52 245V244H51ZM81 245V244H79ZM162 244V246H164ZM190 245V244H189ZM199 245V244H198ZM224 245V243H223ZM263 245V244H262ZM77 246V244H76ZM75 246V248H76ZM120 246V244H119ZM141 246V244H140ZM161 246V245H160ZM171 247L173 245H170ZM178 246V245H177ZM196 245L194 244V247ZM200 246V245H199ZM29 247V246H28ZM51 247V246H50ZM96 248V246H94ZM118 247V246H117ZM121 247V246H120ZM125 247V246H124ZM149 247V246H148ZM158 247V246H157ZM165 247V246H164ZM167 247V246H166ZM179 247V246H178ZM187 247V246H186ZM191 247V246H190ZM211 247V246H210ZM216 247V246H214ZM220 247V246H219ZM57 248V246H56ZM93 248V247H91ZM115 248V247H114ZM174 249V246L172 247ZM196 248V247H195ZM198 248V247H197ZM222 248V247H221ZM221 248H218L219 250ZM225 248V247H223ZM249 248V249H248ZM49 249V248H48ZM78 249V248H77ZM110 249V248H108ZM107 249V250H108ZM116 249V248H115ZM114 249V250H115ZM118 249V248H117ZM148 249V248H146ZM146 249H142L146 251ZM156 249V248H155ZM160 249V248H159ZM157 249V250H159ZM170 249V248H169ZM180 249V248H179ZM194 249V248H193ZM201 249V248H199ZM203 249V248H202ZM248 249V250H247ZM51 250V249H49ZM106 250V251H107ZM176 250V248H175ZM178 250V249H177ZM192 250V249H191ZM195 250V249H194ZM198 251V249H196ZM212 250V249H211ZM216 249H214L215 251ZM218 250V251H219ZM47 251V250H46ZM55 251V250H54ZM97 251V250H96ZM109 251V250H108ZM136 251V250H135ZM150 251V250H149ZM162 251V250H161ZM171 251V250H170ZM174 251V250H173ZM227 251V250H226ZM3 252V251H2ZM83 252V251H82ZM164 252V251H162ZM161 252V253H162ZM199 252V251H198ZM97 253V252H95ZM100 253V252H99ZM105 253V252H104ZM167 253V252H166ZM164 253V254H166ZM170 253V252H169ZM168 253V254H169ZM173 253V252H172ZM171 253V254H172ZM207 253V252H206ZM229 253V252H228ZM227 253V254H228ZM9 254V253H8ZM50 254V252H49ZM83 254V253H82ZM160 254V253H159ZM177 254V253H176ZM176 254H173L176 256ZM193 254V252H192ZM12 255V254H11ZM51 255V254H50ZM59 255V254H58ZM57 255V256H58ZM162 255V254H161ZM171 255V256H173ZM179 255V254H177ZM196 255V254H194ZM215 255V254H214ZM219 255V254H218ZM236 255V254H235ZM71 256V255H70ZM83 256V255H82ZM98 256V255H96ZM163 256V255H162ZM170 256V255H169ZM175 256L173 258H175ZM188 256V255H187ZM200 256V255H199ZM222 256V255H221ZM220 256V257H221ZM238 256V255H237ZM238 256V257H239ZM47 257V256H46ZM49 257V256H48ZM59 257V256H58ZM63 257V256H62ZM166 257V256H165ZM168 257V255H167ZM181 257V255H180ZM203 257V256H202ZM205 257V256H204ZM215 257V256H213ZM231 257V256H229ZM45 258V257H44ZM171 258V257H170ZM179 258V257H178ZM184 258V257H183ZM186 258V257H185ZM192 259V257H190ZM197 258V257H196ZM206 258V257H205ZM210 258V257H209ZM217 258V257H216ZM215 258V259H216ZM225 258V257H224ZM228 258V257H227ZM233 258V257H232ZM3 259V258H2ZM9 259V258H8ZM73 259V258H72ZM176 259V258H175ZM180 259V258H179ZM187 259V258H186ZM198 259V258H197ZM204 259V258H203ZM218 259V258H217ZM223 259V258H222ZM40 259L39 261H42ZM46 260V259H45ZM81 260V259H80ZM126 260V259H125ZM177 260V259H176ZM212 260H214L212 258ZM235 260V259H234ZM251 260V258H250ZM49 261V260H48ZM55 261V259H54ZM84 261V260H83ZM82 261V263H83ZM178 261V260H177ZM181 261V260H180ZM194 261V260H193ZM196 261V260H195ZM198 261V260H197ZM196 261V263H197ZM200 261V259H199ZM203 261V260H201ZM209 261V260H208ZM215 261V260H214ZM219 261V262H218ZM227 261V260H226ZM4 262V261H3ZM15 262V261H14ZM44 262V261H43ZM53 262V261H52ZM59 262V261H57ZM89 262V261H88ZM129 263V261H127ZM173 262V260L171 261ZM179 262V261H178ZM211 262V261H210ZM213 262V261H212ZM222 264V260H217ZM228 262V261H227ZM226 262V263H227ZM238 262V261H237ZM251 262V261H250ZM1 263V262H0ZM9 263V261H8ZM16 263V262H15ZM92 263V262H91ZM174 263V262H173ZM172 263V264H173ZM193 263V262H191ZM204 263V261H203ZM224 263V262H223ZM225 263V264H226ZM230 263V262H229ZM234 263V262H233ZM232 263V264H233ZM241 263V261H240ZM252 263V262H251ZM5 264V263H4ZM12 264V263H10ZM71 264V262H70ZM164 264H166L164 262ZM169 264V262H168ZM179 264V263H178ZM195 264V263H194ZM199 264V262H198ZM211 264V263H210ZM215 264V263H214ZM237 264V263H236ZM243 264V263H242Z\"/></svg>","mask_w":264,"mask_h":264},{"label":"snow or ice","instance_id":"6c2138e0","mask_svg":"<svg viewBox=\"0 0 264 264\" xmlns=\"http://www.w3.org/2000/svg\"><path fill=\"white\" fill-rule=\"evenodd\" d=\"M101 2H102V0H97V3H98V4L101 3ZM192 170H193V171L195 170V164H193V168H192ZM192 179H195V177H192ZM133 191H136V189H133ZM26 195H27V193H26ZM134 203H135V200H134L132 197H129V204H128V207L125 208V209H123V211H124L125 213L129 212V209L132 208V205H133ZM14 208H15V205L12 206V210H13L12 221H13V222H15V220H16L15 212H14ZM0 211H2L3 216H4L5 218H7L8 215H9V211H10V209L5 205V206H3L2 208H0ZM132 216L134 217V212H133ZM93 231L95 232V229H93ZM82 235H84V236L86 237V236H87V233L85 232V233H83ZM95 239H96V245H97V246H99V244H101V243L104 242V238H103V236H101V235H97V236L95 237ZM122 239H124L125 242L128 243L127 257H128V260H131V258H132V250H133V248H132V243L129 241L128 238H125V237H124V228H123V226L120 227L119 231H118V232L112 237V239L108 242V245H106L105 248H102L101 251H106L108 246L115 247L116 243H117L118 241L122 240ZM74 246H75V245L73 244V247H74ZM116 251L119 252L120 249H117ZM94 252H95V248H93L92 252L89 253V257H91V256L93 255ZM34 259H35V258L33 257V261H34ZM145 259H146V258H145ZM99 264H104V260L102 259V260L99 262ZM117 264H127V262H126L125 260L121 259V260H119V261L117 262ZM141 264H144V262L142 261Z\"/></svg>","mask_w":264,"mask_h":264}]
</instances>
